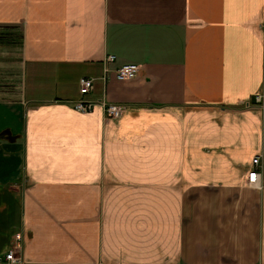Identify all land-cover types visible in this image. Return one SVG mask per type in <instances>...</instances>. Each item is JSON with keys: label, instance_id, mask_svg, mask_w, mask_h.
Wrapping results in <instances>:
<instances>
[{"label": "crops", "instance_id": "crops-1", "mask_svg": "<svg viewBox=\"0 0 264 264\" xmlns=\"http://www.w3.org/2000/svg\"><path fill=\"white\" fill-rule=\"evenodd\" d=\"M263 24L264 0H0V264L18 232L20 264H264Z\"/></svg>", "mask_w": 264, "mask_h": 264}, {"label": "built area", "instance_id": "built-area-1", "mask_svg": "<svg viewBox=\"0 0 264 264\" xmlns=\"http://www.w3.org/2000/svg\"><path fill=\"white\" fill-rule=\"evenodd\" d=\"M115 61V56L114 55H108L105 58V68L104 71L105 73L107 72V67L106 64L112 63ZM115 71V76L118 79H129L133 78L134 76L137 75L139 71V66L136 63H125L121 64L118 67H116ZM105 75L103 76V78ZM92 82L93 79L90 77H81L79 79V92L81 95H84L88 93L91 88H92ZM94 102L84 100L83 98H79L78 100L74 101L73 107L77 111L81 112H87L90 111L93 107ZM100 105L102 108V111L107 118H117L121 116V114L124 111V106L116 103H108L105 101H100ZM253 167L252 169L248 172L247 175V183L249 185H257L259 183V178H260V160L258 157H254L252 160ZM13 238L15 241V244L9 248L7 253L5 254V261L9 264H20L22 262L21 256L19 255V242L21 239V233H15L13 234Z\"/></svg>", "mask_w": 264, "mask_h": 264}, {"label": "rangeland", "instance_id": "rangeland-1", "mask_svg": "<svg viewBox=\"0 0 264 264\" xmlns=\"http://www.w3.org/2000/svg\"><path fill=\"white\" fill-rule=\"evenodd\" d=\"M263 27H264V24H263ZM255 100H256V102L260 105V107H261V110H262V117H263V122H264V100H263V97H262V95L261 94H258L257 96H255ZM247 105V104H246ZM254 157H258L259 158V160H260V166H259V170H260V174H261V159H260V156H254ZM253 157V158H254ZM253 160V159H252ZM252 167H253V163H252ZM252 169V168H251ZM250 169V170H251ZM249 170V171H250ZM248 171V172H249ZM248 175V174H247ZM260 177H261V175H260ZM260 179V178H259ZM246 182H247V179H246Z\"/></svg>", "mask_w": 264, "mask_h": 264}]
</instances>
